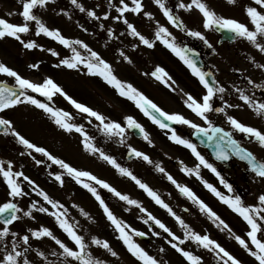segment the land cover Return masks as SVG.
<instances>
[{"label": "snow or ice", "instance_id": "6c2138e0", "mask_svg": "<svg viewBox=\"0 0 264 264\" xmlns=\"http://www.w3.org/2000/svg\"><path fill=\"white\" fill-rule=\"evenodd\" d=\"M20 2L22 4V10L19 12V15L22 16L23 22L18 24L10 22L8 19L0 18V40L12 38L18 41L26 50L39 48L50 52L54 57H59L60 53L55 49H44V46L38 44L36 40L24 39L23 34H27L32 30L30 28V23L34 22L36 36L43 34L44 36L58 41L59 44L71 50L72 55L60 58L54 67L78 69L88 76L101 78L107 85L111 86L120 97L132 101L136 108L139 109L152 124L158 126L161 130H167L165 132L167 138L176 145L189 149L191 154L198 161L194 167H188L183 161H180L181 171L187 176H195L209 192L216 196L233 212L242 217L249 226V230L246 232V237L248 239L236 234L226 221L197 195L191 187L178 182L168 173L161 162L154 161L144 151L138 150L130 144L127 145L128 157L139 158L149 165H154L155 171L164 174L166 179L175 186L179 193L187 198L193 205L197 206L198 210L205 214L217 228L221 231L226 230L229 237L233 238L248 255L258 262V264H264V238L258 235L264 233V228H262L260 223L264 222V193L258 196L257 204H246L241 195L235 194L233 185L225 179L215 164L209 162L198 150L197 144L191 139L179 135L177 130L172 126L173 124L187 125L194 130L192 135L200 138L201 144H206L207 147L212 148L213 155L217 161L227 162L233 157H236L240 161L246 162L248 170L254 174L255 178L264 182V159L258 158L252 150L243 146L241 140L235 138L234 135L237 132L241 133L248 140L258 144L260 148H264V130L246 124L226 111V109L239 108L242 107V105L231 104L224 100L227 88L216 79L213 73L203 70V68L198 65L197 59L195 58L198 54L194 53L193 49L178 42L177 37L168 26L155 20L154 13L146 10L144 0H130V3L126 2V0H118V2L108 0L107 7L109 10L104 11L102 15H99L93 8L85 7L81 0H70V4L78 9L79 12L86 13L88 17L96 21H106L111 18L113 21L122 22L125 25L124 31H121L119 35H117L114 27L106 26L101 22L98 27L106 31L109 39L116 40L125 35L132 37L136 41L130 45L133 50L139 48L141 45L153 49L157 42H159L178 57L205 89L204 94L199 99L189 92H184L183 89H178V86H175L176 81L174 78L160 65H155L153 71L150 73L146 72L144 75L153 77L173 92H182L184 104L196 117L203 121V124L197 123L195 120L186 117L182 113L166 111L131 82L121 79L116 74L113 64L105 59L100 52L93 50L84 40L68 38L62 34L59 28L47 26L34 10L37 8H44L49 3H55V0H20ZM153 3L159 8L163 16L166 17L168 24L185 32L188 36L200 39L209 48H212V44L205 34L200 30L189 27L185 20L174 12L172 7L167 6L166 0H153ZM227 3L235 5L237 0H227ZM253 5L246 6V15L252 27H249L248 24L235 18L226 17L217 13L215 9L208 4L207 0H188V2H186V0H178L175 7L187 12H191L194 9L198 10L203 18L202 27L204 29H215L216 31L227 30L229 33L233 34L231 37L232 39L245 38L261 53H264V43L258 42V37H264V0H253ZM99 7V4L96 5V8ZM113 9L117 15L113 16L111 14V10ZM60 13H63L68 19H72V13L70 11L61 8ZM127 13L142 15L149 21L155 20L153 38H149L138 30L136 24L128 19ZM9 15H12V13H9ZM79 27H81L83 31L88 32V29L84 27V25L80 24ZM80 49L85 50L87 55L82 54ZM118 52L120 58L128 64H133L132 58L125 52L123 47L119 48ZM253 63H255L254 59ZM28 67L31 69H39L40 63H31ZM256 67L264 70V63L256 64ZM237 71L240 70L237 69ZM0 74L12 77L15 80L13 86L0 82V132L5 136L13 137L16 143L21 145L24 149L20 155L24 156L26 154L31 158L35 166H44L46 169H51L53 165L59 166V169L62 171H49L48 175L52 177L55 182H58L60 186H64L65 176H67L94 197L100 209H102L106 220L118 233L117 238L139 264H169V261L151 255L134 239V237H145L149 233L132 227V225L119 217L106 202L100 191H98V188L106 189L114 197L118 198L119 201L138 209V211L143 214L139 218L143 220L145 225H148L149 229H152L153 225H155L158 229L162 230V232L152 231L151 235L165 240L176 253L180 254L187 264H204L203 256L182 247V245L188 241L214 254L218 264H243L241 259L227 250L209 234L206 232L201 234L195 231L176 211H174L173 207L162 198L159 192L135 175L130 168L118 163L115 156L107 153L103 148L98 147L94 142L95 138L85 130L84 125L74 122L72 114L64 108L57 107L53 103V100L54 97L59 95L68 101L74 109L78 110L80 114H86V119H89V123H91L90 118H94L95 121L98 122V124H96L97 130L108 139L115 137L117 142L123 145L126 143L128 132L130 130H136L144 141L154 146L151 134L133 115H125L123 117V123L111 119L102 112L75 99L65 91L52 76H46L42 78L41 81L37 82L24 77L20 72L3 61H0ZM246 79L248 84H251L253 88H264V85L256 83L250 77ZM235 91L239 93V100L243 101V104L251 109L257 118L264 119V101L255 99L254 95L246 94L245 90L242 88L236 87ZM30 92L39 94V96L46 98L48 102L38 99L36 95L29 94ZM218 94L219 99L224 101V106L222 107L214 106V98L217 97ZM20 105H31L36 109L42 110L55 126L66 133H79L82 137L81 143L83 150L93 156H98L100 160L111 165L119 175L128 177L134 181L156 205L166 210L167 213L175 219L182 229V236L177 235L164 221L144 207L142 201L139 199H135L131 195L121 192L110 182L98 177L92 171L75 167L60 156L55 155L46 146L38 145L23 135L17 130L13 120L7 118L5 115L7 110L15 109ZM211 113H223L230 126V130L216 125L213 120L210 119ZM34 153L40 154L44 159L37 158ZM201 166L214 173L219 179L220 184H222L229 193L233 194L225 195L215 185L204 179L201 175ZM22 169L23 166H21V170H14V161L0 159V178H2L6 185L8 196L10 197L9 200L0 204V220L3 221V226H0V245H5V238L9 236L12 237L11 250H8L7 247L4 248L6 254L0 257V264H32V261H30L26 255L32 247L30 244V236L36 239L47 237L58 245L60 251L53 250L51 252V255L57 258L56 261H49L44 251L37 250V254L46 260L47 264H74V262L75 264H108L107 260L93 254L90 250L91 245L106 250L112 257H119V253L114 250L107 239H101L90 233V240L86 239V235L82 234V232H86L87 230L81 228L79 221L70 217L68 208L60 200L50 196L35 180L26 175ZM22 182H27V184L31 186V192L42 197L43 201H45L50 208L40 204L39 201H33L27 211H23L19 208L18 204L14 202L15 199L29 195L22 186ZM73 207L79 208L80 214L85 217L88 222L91 224L96 223L95 217L88 211L76 204H73ZM33 210L52 216L58 227L72 242V245L70 246L68 243H65L64 240L55 235L53 230L47 226H40L38 229L29 228L26 234L17 239L19 234L17 232H11L8 225L21 219V217L17 215V213L21 211H23L24 217L35 219ZM125 210L131 211V208H126ZM184 211H188V209L185 208ZM78 229H80V231H78ZM21 241L23 245H27V247H24L23 251L18 250L21 246ZM164 252L165 248L163 246L159 247V253ZM21 258H23L22 262Z\"/></svg>", "mask_w": 264, "mask_h": 264}, {"label": "rangeland", "instance_id": "374dc122", "mask_svg": "<svg viewBox=\"0 0 264 264\" xmlns=\"http://www.w3.org/2000/svg\"><path fill=\"white\" fill-rule=\"evenodd\" d=\"M81 2L85 7L95 9L99 15H102L104 11L109 10L107 7L108 0H81ZM114 2H118V0H114ZM126 2L130 3V0H126ZM186 2H188V0H186ZM144 3L146 5V10L154 13L155 20L168 26L174 35H178L174 28L168 24L166 17L163 16L159 8L153 3V0H144ZM166 3L167 6L173 8L177 15L185 20L189 27L202 31L203 28L198 26L202 24L203 18L198 10L194 9L191 12H187L183 9L176 8L175 5L178 3V0H166ZM98 4L100 7L96 8V5ZM61 8L70 11L72 13V19H68L67 16L60 13ZM214 9L218 13V7L214 6ZM21 10L22 4L20 0H0V18L8 19L13 23H22L23 18L19 15ZM34 11L47 26L59 28L62 34L68 38L82 39L93 50L100 52L105 59L113 64L116 74L121 79L131 82L135 87L143 91L149 98L159 104L166 111L179 112L185 116H189V112L186 111L185 106L179 105L176 98L174 103L171 89L166 87L163 83L155 80L153 77L144 75L146 72L150 73L153 71L155 65H160L164 67L172 77L175 75V86H178V89H183L184 91V88H188V81H190V79L185 70L186 67L180 65L179 62L182 64L183 62L180 61L178 57H175L174 63V58L172 56L174 54L161 43L157 42L153 49L141 45L135 50L130 46L128 50L127 45L136 42L134 38L125 35L119 37V39L112 40L109 39L105 30L98 27L102 22L106 26L114 27L117 35H119V33L125 29V25L122 22L113 21L111 18L106 21H96L88 17L86 13L79 12L78 9L70 4V0H55V3H49L46 7L37 8ZM9 13H12V15H9ZM111 14L113 16L117 15L114 9L111 10ZM126 15L131 22L136 24L138 30L149 38H153L155 20L149 21L142 15H135L132 13H127ZM194 23H197L198 26L194 27ZM80 24L84 25V27L88 29V32L83 31V29L79 27ZM30 28L32 30L29 33L23 34L25 40L34 39L38 44L43 45L44 49H55L60 53V56L54 57L50 52L39 48L26 50L18 41H15L12 38H5L0 40V61L13 67L24 77L37 82L41 81L42 78L46 76H52L65 89V91L75 99L93 107L111 119L123 123V117L125 115H133L151 134L154 146L149 145L142 137H134L129 132L127 134L126 143L123 145L119 144L115 137L108 139L97 130L96 124H98V122L95 121L94 118H90L91 123H89V119H86V114H80L78 110L74 109L68 101L59 95L54 97L53 100V103L57 107L64 108L72 114L74 122L84 125L85 130L95 138L94 142L98 147L103 148L107 153L115 156L118 163L130 168L135 175L159 192L162 198L165 199V201L173 207L174 211H176L177 214H179L195 231L201 234H204L205 232L209 234L213 239L220 242L227 250L241 259L243 264H258V262L248 255V253L241 248L233 238L229 237L226 230L221 231L217 228L205 214L198 210L197 206L193 205L187 200V198L182 196L175 186L166 179L164 174L156 172L154 165H149L147 162L139 158H134L130 161L124 159V152L129 144L138 150L144 151L154 161L161 162L166 171L178 182L191 187L197 195L204 199V201L226 221L236 234L248 239L246 237V232L249 230V226L242 217L233 212L216 196L209 192L195 176H187L181 171L180 161H183L188 167H194L198 163L195 157L191 154V151L189 149L187 151L183 146L171 142L165 135L167 130H161L158 126L152 124L151 121L136 108L132 101L120 97L117 92L111 86L107 85L101 78L88 76L78 69L74 70L65 67H54L60 58L71 56V50L59 44L58 41L44 36L43 34L36 36L34 22L30 23ZM121 47H123L125 52L132 58L133 64H128L120 58L118 49ZM80 51L82 54L87 55L85 50L80 49ZM37 62L40 63L39 69H31L28 67L29 64ZM0 79L15 84L14 78L8 77L4 74H0ZM29 94L36 95L38 99L48 102L46 98L39 96V94L31 92ZM5 115L7 118L13 120L17 130L27 138L38 145L46 146L55 155L60 156L75 167L92 171L98 177L110 182L121 192L129 194L135 199H139L142 201L144 207L164 221L174 232H176L177 235L182 236V229L179 227L175 219L170 216L166 210L156 205L154 201H152L151 198L135 184L134 181L128 177L119 175L111 165L100 160L98 156H93L85 152L81 143L82 137L79 133L64 132L55 126L42 110L36 109L31 105L17 106L15 109L7 110ZM193 120L197 123L200 122L196 119ZM242 121H245L244 123L249 125L253 124V121H250L249 119ZM201 124H203V121ZM180 127L181 128L176 129L177 133L187 138L186 131H189L191 128L187 125H180ZM198 150L204 155L200 149ZM22 151H24L23 147L16 143L13 137L5 136L4 134L0 135V159L14 161V170H21V166H23L22 170L26 175L35 180L36 183L47 191L54 199L60 200L68 208L70 217L79 221L81 228L87 230L86 232H82V234L86 235V239L90 240L89 233L91 235H96L101 239H107L114 250L119 253L118 258L112 257L106 252V250L91 245L90 250L95 256L107 260L108 264H139V262L128 253L123 243L117 238L118 233L106 220L102 209H100L98 202L94 197L67 176H65L64 186H60L58 182H55L54 179L48 175L49 171H62L59 169V166L53 165L51 169H46L44 166H35L31 158L26 154L24 156L20 155ZM259 152L260 154L258 153V156L264 155V148H260ZM34 154L37 158L44 159L40 154ZM208 160L214 164L209 158ZM216 166L226 180L233 182V185H235L233 187L235 194L241 195L245 203L248 205L257 204L258 196L261 193H264V182L259 181L252 174L242 172L238 161H235L234 159L229 162L227 167L219 164H216ZM201 175L225 195L233 194L229 193L228 190L219 183V179L216 178L214 173L203 166H201ZM242 179H244V181H242ZM22 186L29 195L15 199L14 202L18 204L19 208L23 211H27L33 201H39L40 204L50 208V206L43 201L42 197L31 192V186L28 185L27 182H22ZM98 191H100L106 202L119 217L132 225V227L149 233L145 237H134V239L151 255L167 260L169 261V264H187L180 254L176 253L175 250L165 242V240L151 235L152 231L162 232V230L158 229L155 225H153L152 229H149L148 225H145L143 220L139 218L143 214H141L138 209L119 201L118 198L114 197L106 189L98 188ZM9 199L8 189L2 178H0V204ZM73 204L79 205L84 210L88 211L93 217H95L96 223L91 224L88 222L87 219L80 214L79 208L73 207ZM126 208H131V211H126ZM184 208H187L188 211H184ZM23 211L17 213L21 219L8 225L11 232H17L19 234L17 239L26 234L29 228L38 229L40 226H47L53 230L55 235L64 240L65 243H68L70 246L72 245V242L58 227L52 216L33 210L35 219H31L29 217H24ZM260 223L262 228H264V222ZM0 226L3 225L0 224ZM78 231H80V229H78ZM258 235H260L261 238H264V233ZM11 240L12 237L9 236L5 238V245H0V257L6 254L4 251L5 247H7L8 250H11ZM30 244L32 247L26 255L28 259L32 261V264H47V261L37 254V250L44 251L49 261L57 260L56 257L51 255V252L53 250L60 251V249L50 238L44 237L36 239L30 236ZM161 246L165 248L164 253H159V247ZM24 247H27V245H23L21 241V246L18 250L23 251ZM182 247L193 251L195 254L203 256L204 264H218L214 254L209 253L207 250L200 248L190 241L186 242ZM22 259L23 258H21V262Z\"/></svg>", "mask_w": 264, "mask_h": 264}, {"label": "flooded vegetation", "instance_id": "af4514ba", "mask_svg": "<svg viewBox=\"0 0 264 264\" xmlns=\"http://www.w3.org/2000/svg\"><path fill=\"white\" fill-rule=\"evenodd\" d=\"M207 2L213 9L214 6L218 7L219 14H222L226 17L235 18L245 24H248L249 27H252L250 20L246 15V6L253 5V0H237L235 5L228 4L227 0H208ZM196 26H198L197 23H194V27ZM198 27L201 28V26ZM174 30L178 34L175 35L178 42L198 52L199 57L202 60L203 70L213 73L216 79L227 88V93L224 95V100L231 104L242 105V107L230 108L226 109V111L229 114L236 116L241 121L249 119L250 121H253V124H251L252 126H256L264 130V119L257 118L253 111L244 105L243 101L239 100V93L235 91L236 87L242 88L245 90L246 94L254 95L255 99L264 101V88L255 89L251 84H248L246 79L247 77H250L256 83L264 85V70L256 67V64L264 63V53H261L251 42L245 38L232 39L231 37L233 34L229 33L228 31L225 33H219L215 29L206 30L203 28L202 32L212 44V48H209L200 39L188 36L185 32L176 28ZM258 42L264 43V37H258ZM127 47H130V45H127ZM253 59L255 60V63H253ZM237 69L240 71H237ZM187 72L190 81H188V88H184V91L191 93L193 96L199 99L204 94L205 89L202 87V85H200L198 79L194 77L191 72ZM173 77L175 80V75H173ZM0 81L5 80L0 79ZM171 94L173 96L174 103L176 98L179 105L186 106L183 102L184 97L182 92L171 91ZM214 106H224V101L219 99V94L214 98ZM185 109L189 112V116L186 117L199 120V123L202 122L191 112L190 109L187 107H185ZM210 119H212L216 125L222 126L226 130H230V126L228 125L223 113H211ZM176 127H178V129L181 128L180 125H177ZM186 133H188V131H186ZM234 135L235 138L241 140L243 146L252 150L256 155L258 153L260 154V148H258V144L248 140L241 133L237 132ZM186 137H189V135L186 134ZM200 150L204 153L206 158L208 157L211 160V157L207 151L203 149ZM257 157L264 159V155H257ZM238 164L242 172L253 175V173L248 170L246 164L243 161L239 160Z\"/></svg>", "mask_w": 264, "mask_h": 264}, {"label": "water", "instance_id": "95a60500", "mask_svg": "<svg viewBox=\"0 0 264 264\" xmlns=\"http://www.w3.org/2000/svg\"><path fill=\"white\" fill-rule=\"evenodd\" d=\"M169 123H170V122H169ZM130 131H132L133 134H134L135 136H140V135L137 133L136 130H130ZM193 137H195V138L198 140V143H199L200 145L206 147V148L212 153V155H213V150H212V148L207 147L206 144H201V143H200V138H198V137H196V136H194V135H193ZM213 156H214V155H213ZM126 159H128V160L131 159V158L128 157V152L126 153ZM0 221L3 222L2 220H0Z\"/></svg>", "mask_w": 264, "mask_h": 264}]
</instances>
